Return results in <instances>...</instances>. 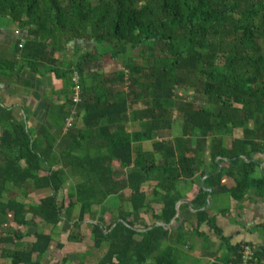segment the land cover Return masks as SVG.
Here are the masks:
<instances>
[{
	"label": "trees",
	"instance_id": "1",
	"mask_svg": "<svg viewBox=\"0 0 264 264\" xmlns=\"http://www.w3.org/2000/svg\"><path fill=\"white\" fill-rule=\"evenodd\" d=\"M0 29L13 38L0 51V82L20 80L26 68L63 79L64 101L54 107L62 113L58 136L86 144L65 150L55 167L52 142L32 141L0 101V225L8 213L16 225H32L29 214L54 227L73 222L79 233L91 225L92 248L104 251L99 264H184V227L150 228L133 217L152 210L156 223L170 225L177 204L204 177L192 200L198 228L206 223L221 233L209 216L212 198L264 201V0H0ZM81 45L82 55L59 69L55 55ZM107 57L120 67L94 72ZM74 73L79 105L71 100ZM74 108L82 110L83 129L67 127ZM129 124L139 129L129 132ZM68 178L78 181L64 194ZM14 186L53 194L35 206L6 200ZM114 197L119 212L100 217L98 208ZM35 237L29 251L8 254L12 264H40L33 254L43 255L51 237ZM69 240L80 239L73 233ZM248 247L249 264H264V247L247 243L228 246L212 264H242Z\"/></svg>",
	"mask_w": 264,
	"mask_h": 264
},
{
	"label": "crops",
	"instance_id": "2",
	"mask_svg": "<svg viewBox=\"0 0 264 264\" xmlns=\"http://www.w3.org/2000/svg\"><path fill=\"white\" fill-rule=\"evenodd\" d=\"M14 34L15 36L23 35L22 32H14ZM12 40V36L0 29V51L8 50ZM84 51L85 48L81 45L77 53L76 50H69L65 55L56 54L55 59H58L60 63L59 69H66L72 59L79 58ZM113 71H115V61L108 57L100 63L94 64V72L109 73ZM19 78L20 80L16 79L15 82L11 81L10 84L0 82V101L13 110L17 120L25 123L32 141H40V146L47 145L48 141L52 142L56 155L51 157L50 161L55 164V167H60V155L63 152L65 154V150L73 147L86 148V144L82 140L79 142L75 139H65L64 135L58 136L60 128L56 122H61L62 113L55 112L54 107L57 103L61 104L64 101V97L58 95L64 87V81L54 73L35 74L28 68L21 71ZM88 81L89 84L92 83L91 78ZM82 115V110L74 108L72 116L74 126L77 129H83ZM126 129L132 132L137 131L139 127L137 124H129ZM67 130L64 127V134ZM174 134H176L175 129H173ZM77 181V178H68L63 186L64 194L68 193ZM203 182L204 179L199 180L198 178L199 184L187 194L185 199L180 201L181 205L177 208L178 216H176L174 222L175 229L184 227L185 231L190 234L187 239L188 243L183 248L184 253L187 255L184 264H212L226 254L228 246H235L239 243H247L253 248L264 247V232L259 229V226L264 224V201L254 196L247 197L240 205L225 196L212 198V211H210L209 216L215 219L216 227L221 233L217 234L206 223L199 228L197 227L196 212L192 210V200L197 195L199 186H203ZM223 185L228 188L234 187V183L226 177L223 178ZM149 186L150 184H147L143 188L148 196L151 194ZM52 194V190L48 188L35 189L28 186L22 189L14 186L5 195V199L11 198L19 203L35 206L41 200L52 196ZM183 205H187V208H183ZM210 206L209 204L208 207ZM123 207L127 208V204H124ZM152 208L158 212L161 207L154 205ZM119 209L120 202L114 197L105 205L99 207L98 212L99 216L104 218L109 216L106 213L108 210L117 214ZM128 211L130 210L128 209ZM222 211H225V213L222 214ZM78 213L79 210L76 209L72 220L76 221ZM137 215L139 217L134 216L133 218L136 221L143 219L144 222L149 224L150 228L160 226L157 225L160 222H155L152 210ZM109 219L112 220V217ZM27 220L33 224L16 225L13 222V214L8 213L6 224L0 225V264H12V259L8 254L29 251L36 242L35 235L40 234L51 237V242L43 255L33 254L34 261H39L40 264H99L104 251H97L92 248L91 225H82L79 233L77 229L73 228V222L68 223L66 220L56 227L46 225L41 218L33 219L30 214L27 216ZM87 223L97 224V221L89 220ZM195 231L199 232L202 237L197 235ZM73 233L77 239H80L79 241L69 240L70 235Z\"/></svg>",
	"mask_w": 264,
	"mask_h": 264
},
{
	"label": "built area",
	"instance_id": "3",
	"mask_svg": "<svg viewBox=\"0 0 264 264\" xmlns=\"http://www.w3.org/2000/svg\"><path fill=\"white\" fill-rule=\"evenodd\" d=\"M72 96L71 100L75 105H79L81 102V84H80V76L78 73H74L72 77ZM74 123V118L73 116L68 120L67 122V127H70ZM252 258V252L250 248H246L244 255H243V263L242 264H249V261Z\"/></svg>",
	"mask_w": 264,
	"mask_h": 264
},
{
	"label": "rangeland",
	"instance_id": "4",
	"mask_svg": "<svg viewBox=\"0 0 264 264\" xmlns=\"http://www.w3.org/2000/svg\"><path fill=\"white\" fill-rule=\"evenodd\" d=\"M65 59V58H64ZM65 61H67V59H65ZM120 65L121 64H118V63H116L115 64V69H117V68H119L120 67ZM189 94V96L191 97V100L192 99H194L196 96H195V94H194V91H192V90H190V92L188 93ZM203 102L204 101H200V102H198L199 103V105L200 104H203ZM176 114H174V116H175ZM179 119V118H178ZM180 120V119H179ZM179 125H180V122L179 121H176V124H175V133H178V132H180V130H179ZM175 135H177V134H175ZM226 144H228V146L230 145V139L229 138H227V140H226ZM115 207H116V205H114ZM136 217H139V215H136Z\"/></svg>",
	"mask_w": 264,
	"mask_h": 264
},
{
	"label": "water",
	"instance_id": "5",
	"mask_svg": "<svg viewBox=\"0 0 264 264\" xmlns=\"http://www.w3.org/2000/svg\"><path fill=\"white\" fill-rule=\"evenodd\" d=\"M204 179H205V177H204ZM202 184H203V183H202ZM209 193H210L209 197H211L212 190H209ZM188 204L191 205L190 202H188ZM180 205H181V202H179V203L177 204V207H176V208H178ZM208 206H209V204L207 205L206 208H208ZM176 216H178V213H177ZM175 220H176V217H175V219L172 221V223H171L170 225H164L163 223H158L157 225L163 226L166 230H169V229H175V226H174V222H175Z\"/></svg>",
	"mask_w": 264,
	"mask_h": 264
}]
</instances>
